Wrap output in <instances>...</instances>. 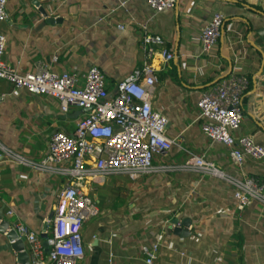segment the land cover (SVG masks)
Wrapping results in <instances>:
<instances>
[{"label":"crops","instance_id":"crops-1","mask_svg":"<svg viewBox=\"0 0 264 264\" xmlns=\"http://www.w3.org/2000/svg\"><path fill=\"white\" fill-rule=\"evenodd\" d=\"M5 9L0 32L6 63L30 70L39 61L81 80L96 65L110 94L146 60L144 32L160 35L175 56L167 64L157 55L152 59L157 81L151 103L166 116L165 133L175 143L155 154L153 165L181 164L194 153L237 178L264 177V157L233 165L227 148L202 132L196 107L201 93L221 77L231 72L247 77L236 133L264 147V0H177L159 13L146 0H8ZM215 12L224 20L206 54L199 35ZM83 114L75 107L64 114L54 98L0 78V144L26 159L44 157L50 135L72 133ZM60 185L61 178L7 161L0 151V222L8 226L0 231V264H18L6 235L16 221L41 234L50 229ZM233 191L216 176L190 170H156L136 179L97 176L89 195L99 212L82 227L81 263L146 264L144 251L157 240L154 264H264V207L253 200L238 209Z\"/></svg>","mask_w":264,"mask_h":264},{"label":"built area","instance_id":"built-area-1","mask_svg":"<svg viewBox=\"0 0 264 264\" xmlns=\"http://www.w3.org/2000/svg\"><path fill=\"white\" fill-rule=\"evenodd\" d=\"M7 1L0 0V22L8 17ZM176 1L146 0L153 13L171 9ZM223 20V14L215 12L204 24L199 35L203 53H211ZM118 27L123 29L122 25ZM142 43L146 60L117 82L115 93L110 94L106 76L96 65L89 66L82 80L74 72L55 71L39 61L30 70L9 65L3 59L6 37L0 32V78L14 88L54 98L64 114L72 107L84 111L72 133L54 131L50 135L47 152L39 160L26 159L0 144L7 161L61 178L50 229L45 230L46 238L22 220L16 221L12 228L16 239H23L29 264H82V227L99 212L98 204L89 195L90 183L97 176L122 174L136 179L156 170L196 171L231 184L238 209L253 200L264 207V177L237 178L203 155L194 153L181 164L153 165L154 155L170 149L175 140L165 133L166 116L152 107L151 88L157 81L152 59L157 55L167 64L175 55L163 46L160 35L144 32ZM247 86V77L231 72L209 85L196 102L202 132L211 142L226 147L232 164L237 167H242L247 158L261 160L264 157V147L253 136L236 133L243 118L242 96ZM7 213L14 214L13 210ZM159 245L156 240L145 249L146 264H154Z\"/></svg>","mask_w":264,"mask_h":264},{"label":"water","instance_id":"water-1","mask_svg":"<svg viewBox=\"0 0 264 264\" xmlns=\"http://www.w3.org/2000/svg\"><path fill=\"white\" fill-rule=\"evenodd\" d=\"M40 11H42L43 14L46 15V12L44 10L39 9ZM52 217V213H50V216L48 217L49 219H51ZM189 221V220H188ZM188 221H184V225H187L188 224ZM7 223L5 221H1L0 222V231H3L7 228ZM46 227V225H45ZM175 231L176 232H180L181 234H184L185 231L180 228V227H177L175 228ZM7 235V238L9 239V241H12L11 243V246L13 248V250H15L17 252V263L18 264H29V257H28V254L26 251L23 250V239H16V233L13 229H9L8 232L6 233ZM42 238H46L47 234L45 233V230L44 232L41 234ZM44 245L47 246L46 242L44 241Z\"/></svg>","mask_w":264,"mask_h":264}]
</instances>
